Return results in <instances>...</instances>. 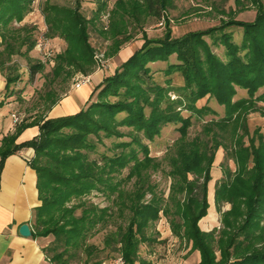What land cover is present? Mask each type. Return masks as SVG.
Listing matches in <instances>:
<instances>
[{"label": "trees", "instance_id": "1", "mask_svg": "<svg viewBox=\"0 0 264 264\" xmlns=\"http://www.w3.org/2000/svg\"><path fill=\"white\" fill-rule=\"evenodd\" d=\"M35 2L0 0V72L10 96L11 86L20 79L10 73L16 69L11 66L15 56L27 60L31 79L45 69L41 60L31 56L37 46L36 26L20 25L32 13ZM94 2L98 8L92 18L83 14L78 1L62 6L47 0L42 7L48 27L45 38H59L67 44L52 60L51 83L67 84L78 73L95 72L91 28L100 25L109 3ZM245 2L235 0L238 9L246 10ZM247 2L257 9L253 22L232 16L219 26L176 38L167 20L165 35L149 38L146 25L161 20L173 8L174 0H117L109 11L110 29L99 32L112 43L107 55L115 57L140 33L143 44L138 51L97 86L80 112L53 119L38 117L3 138L0 183L8 157L24 148L34 150L30 166L37 174L41 205L33 211V237H53L43 249L52 264H70L66 257L70 252L83 254L84 264L117 259L123 264H143L141 247L155 243L147 231L159 220L161 211L175 216L174 235L200 253L198 264H264V128L251 134L247 119L259 111L258 102H264V93L260 94L264 89V4L262 0ZM230 28L243 30L240 44L227 31ZM212 46L224 47L225 58L213 52ZM173 56L177 62L164 71L167 81L156 82L150 65L168 62ZM177 73L183 78L181 85L173 84L172 76ZM241 89L247 91V97L239 96ZM52 97L53 92H48L47 110L57 101ZM213 101L224 107L225 115L206 122L203 135L188 140L194 117L217 116L209 106ZM184 111L191 115L185 117ZM171 124L180 125V139L174 154L166 157L173 182L165 200L151 181L160 163L151 157L147 141L153 142ZM31 126H39V135L16 144L21 132ZM100 146L105 150L100 151ZM221 148L239 168L236 174L226 170V178L216 185L218 210L225 204L231 206L222 215L223 228L205 232L199 222L208 215L212 168ZM126 169L128 175L121 178ZM129 182L133 185L130 192L125 188ZM94 192L111 205L101 208L87 200ZM149 194L151 199L146 202ZM117 218L123 222L118 224ZM102 229L106 234L100 247L90 240Z\"/></svg>", "mask_w": 264, "mask_h": 264}, {"label": "rangeland", "instance_id": "2", "mask_svg": "<svg viewBox=\"0 0 264 264\" xmlns=\"http://www.w3.org/2000/svg\"><path fill=\"white\" fill-rule=\"evenodd\" d=\"M81 3V11L87 18H92L94 12L97 10L98 6L94 0H51V3L59 4L62 6H73L76 2ZM109 3V10L104 14H101L102 18L104 15L110 14L109 11L114 6V3L117 0H107ZM47 2V0H36L33 5L32 13H36V18H34L33 23H27V25L36 26L37 30L35 31V37L37 39V44L41 42L42 46H36L35 50L31 53V56L35 61H40L45 64V69L43 72L37 74L34 79H31L29 73V65L27 60L22 57L15 56L11 62V66L16 67L15 70H12L10 73L15 76H19V81L17 84L11 86L13 95L10 96L11 103L13 104L12 111L17 114H21L25 119H30L35 116L37 112L38 117L43 116L45 111L48 108L50 102L47 98L48 92H53L52 98H60L67 88V84L60 82L51 83V71L54 66L53 58L64 51L67 47L66 42L59 38L55 39H46L44 30V25L40 23L45 17L42 12V7ZM264 4V0H262ZM245 9H238L235 4V0H174L173 8L165 12L164 17L159 20H151L149 24L146 25L145 30L149 38H162L167 32L168 26L167 22H170V28L173 31V37L179 38L180 36L192 32V31H201L206 30V28H211L219 26L223 20H229L230 17L234 16L237 20L245 22H253L256 17V7L249 2H245ZM213 6V8H212ZM230 12H233L234 15H231ZM30 13V14H32ZM29 14V15H30ZM168 20V21H167ZM161 21H165L164 27H159L158 24ZM46 23V22H45ZM23 22L20 25H24ZM20 25L15 24L16 27ZM48 28V27H47ZM108 29H105L103 21L98 25L96 29L91 28V43L94 46L96 56L104 55V60L106 66L99 68L96 66V71H109V65L111 63L112 57H108V50L112 46L109 40H105L100 35V29L107 32L110 29V24ZM48 30V29H47ZM234 34L235 42L240 44L243 40V30L240 28H230L227 30ZM207 41L212 44V40L207 38ZM143 44L142 34H136L135 39L127 44L126 51L120 55L119 58L114 59L112 63L114 64L115 69H117L122 61H126L133 53L138 51V49ZM213 47V52L218 54L220 57L225 58V48L224 47ZM177 59L175 56L171 57L168 62H157L151 64L153 71L154 79L160 84H165L167 78L165 76V70L171 63H176ZM113 70H111L112 72ZM110 72V71H109ZM82 73H78L73 77V80L70 82L73 83L78 77H81ZM91 75V74H90ZM86 75V76H90ZM174 85L183 84V78L180 77V74H174L172 76ZM90 76V83H91ZM12 92H10L12 94ZM240 97H247L246 90H239ZM264 93V89L260 91V94ZM177 99V97H174ZM206 101V100H205ZM205 101H202L200 104L203 105ZM210 108L214 109L217 113V116L212 114L206 115L202 120H197V117L193 118V126L189 130L188 140L194 139L197 135H203V128L206 122H209L213 119H219L225 115L224 107L219 106L216 102H211ZM259 111L252 112L247 116L248 119V129L251 134L261 127L264 128V102H258ZM183 115L189 117L191 113L184 111ZM124 115H121V117ZM180 125H167L163 128L161 135L155 137L153 142H148L151 151V157L155 158L160 163V169L157 172H152L151 181L158 186V194H163L165 200H168L170 196V187L172 186V179L168 176L170 172L171 165L170 161L166 159L169 153L174 154V147L176 142L180 139V133L178 128ZM242 133V131H240ZM245 141L248 144V137ZM107 145L111 144V140H105ZM105 148L100 146V151H104ZM96 157V155H93ZM239 165L234 158H230L227 155V152L224 149H220L217 154L212 168V181L209 184V202L210 208L208 215L201 219L199 222L200 228L205 232H210L215 229L221 230L223 228L222 215L224 212L231 209L230 205L225 204L221 210H218L215 203V189L216 185L226 178V170H231L233 173H237ZM129 170L126 169L121 174V178H124L128 175ZM193 176H191L192 178ZM125 188L129 192L133 189L132 182L125 185ZM151 195H147L145 201L149 202ZM87 200L99 205L101 208L111 205L104 196L96 192L92 193L87 197ZM174 207L171 205V212H174ZM175 216L170 214L167 216L163 211L160 213L159 220L155 221L149 230L147 231L148 236H151L155 239L153 245H142L140 250V256L143 264H198L201 261V255L198 251H192V244L187 243L186 240L179 238L174 235V230L172 226V219ZM117 223L120 224L123 222V219L117 218ZM106 230L102 229L98 232L90 242L102 247L104 236ZM46 245H49L53 241V237L46 239ZM219 254V253H218ZM105 254L103 255V257ZM70 259V264H84L85 257L81 253L70 252L67 256ZM118 259L115 261H106L105 264H118Z\"/></svg>", "mask_w": 264, "mask_h": 264}, {"label": "crops", "instance_id": "3", "mask_svg": "<svg viewBox=\"0 0 264 264\" xmlns=\"http://www.w3.org/2000/svg\"><path fill=\"white\" fill-rule=\"evenodd\" d=\"M36 13L25 17L24 23H33ZM47 31L44 18L40 20ZM0 37V44H1ZM127 47L121 49L118 55L112 58L109 71H96L92 73L91 83L76 89L74 82L67 83L66 92L57 99L56 103L45 111V119L59 118L74 115L84 109L90 102L91 96L103 80L114 73V59L119 58ZM124 62V61H122ZM122 63L120 62V66ZM111 70H113L111 72ZM73 80V79H72ZM6 78L0 72V146L2 140L8 135H13L22 125L33 122L38 118L37 112L30 119H25L21 114L19 124H15L12 115L14 112L11 98L7 96ZM14 114V115H15ZM40 133L39 126L24 129L16 140V144L30 142ZM34 157V150L24 148L19 153L8 157L1 173L0 183V264H52L43 251L46 239H34L20 234L23 224L30 225L34 233L33 211L41 205L37 189V174L30 166Z\"/></svg>", "mask_w": 264, "mask_h": 264}, {"label": "built area", "instance_id": "4", "mask_svg": "<svg viewBox=\"0 0 264 264\" xmlns=\"http://www.w3.org/2000/svg\"><path fill=\"white\" fill-rule=\"evenodd\" d=\"M102 21L104 23V27L105 29H108L107 27H109V24H110V14L108 15H104L103 18H102ZM164 24H165V21H161L158 26L159 27H164ZM38 47H41L42 44L41 42L37 44ZM95 60H96V63H97V66L99 68H102V67H105L106 65V62L104 60V55L102 54L101 56H96L95 57ZM90 83V76H86V75H82L81 77H78L76 79V81L74 82V87L76 89H80L83 85H86V84H89ZM13 117V120H14V123L15 124H19L21 122V118L19 116H17V114H13L12 115ZM118 264H123L121 259H119V261H117Z\"/></svg>", "mask_w": 264, "mask_h": 264}, {"label": "water", "instance_id": "5", "mask_svg": "<svg viewBox=\"0 0 264 264\" xmlns=\"http://www.w3.org/2000/svg\"><path fill=\"white\" fill-rule=\"evenodd\" d=\"M20 234L24 237H32L33 236V231L30 227V225L28 224H23L21 227H20Z\"/></svg>", "mask_w": 264, "mask_h": 264}]
</instances>
